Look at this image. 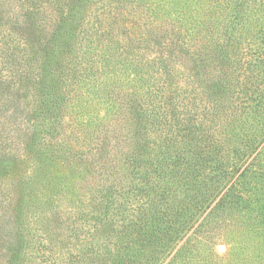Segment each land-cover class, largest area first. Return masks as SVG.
<instances>
[{"label":"rangeland","instance_id":"rangeland-1","mask_svg":"<svg viewBox=\"0 0 264 264\" xmlns=\"http://www.w3.org/2000/svg\"><path fill=\"white\" fill-rule=\"evenodd\" d=\"M67 1L72 0H0V216H5L0 229L8 230L0 233V246L15 242L10 230L17 217L24 248L19 261H10L11 253H7L0 256V264H123L129 253L119 219L131 211L110 203L109 195L102 196V182L120 177L124 170L120 165L135 164V158L147 164L154 158L151 149L169 138L178 140L177 125L184 131L194 125L205 128L224 143L208 145L224 149L227 156L238 146L264 148V98L257 106L258 98L264 97L262 13L254 12L257 15L227 34L226 0H168L160 14L184 12L199 18L179 41L184 51L190 50L191 59L185 56L177 61L176 55L174 62L151 64L162 55L156 37L160 25L148 20L152 19L148 11L152 0H93L97 6L91 8L106 3L107 11L102 9L105 21L113 11L110 2L120 5L122 40L116 52L111 49L114 45L105 52L106 36L88 38V50L103 48L100 64L91 67L81 57L77 34L75 38L74 33L62 36L56 47L29 39L34 35L27 30L39 33L44 42L46 35L40 27H52L55 12L67 14ZM29 8L37 15V25L31 28L26 19ZM198 13L206 14L200 18ZM210 14L213 20L205 21ZM62 66L59 86H66V105L55 117L37 116L39 106L34 101L38 102L37 85L42 83L39 72ZM134 93L147 105L154 98L151 106L162 107L148 127V140L142 137L140 144L131 143L137 135H126L128 126L136 122H131L127 109L135 102ZM18 99L24 106L17 104ZM25 100L31 101L30 108L35 105L31 122L25 119L24 114L31 111L25 112ZM212 100L214 105H209ZM115 104L123 109L116 111ZM117 116L122 118L116 121ZM44 128L52 132L45 136ZM249 137L252 140L247 144ZM61 141L62 150L57 144ZM41 144L50 146L41 154L42 160L36 150ZM135 145L142 154L132 153ZM6 150L10 155L4 154ZM257 163L264 165V152ZM247 164L227 174L229 180L224 178L219 186H231ZM15 178H19L18 186ZM262 179L245 183L246 200L253 193L252 186L264 193ZM204 181L213 186L211 180H198ZM218 199L207 208L200 203L187 208L196 222L171 250L155 256V264H264L262 201L254 197L252 205L245 202L233 211L211 213ZM17 208L20 213H15ZM137 253L128 257H141Z\"/></svg>","mask_w":264,"mask_h":264},{"label":"trees","instance_id":"trees-1","mask_svg":"<svg viewBox=\"0 0 264 264\" xmlns=\"http://www.w3.org/2000/svg\"><path fill=\"white\" fill-rule=\"evenodd\" d=\"M167 1L161 0L160 2H155L152 0L151 3L154 6L150 5L148 8L152 16V19L148 20L151 23H158L160 25L158 27L160 28V32L156 34V37H158V43L161 46L162 52L161 56H157L150 61L151 64H154L157 60L164 62V64L174 62L176 61L174 59L176 55L178 56L177 61L185 60V56L188 60L191 59L190 50L184 51L183 48L185 46L179 41L181 40L182 33L186 29L189 30L192 27V22L199 18L195 17L192 19V15L184 14V12L160 14V8L163 7V4L168 6ZM201 1L199 0V2ZM226 2L227 6H229V10L227 8L226 15L224 16V20L226 21L224 28L227 34L232 33L237 25H243L245 21L257 15L254 12L264 15V0H226ZM253 2L258 5L256 6ZM67 3V14L55 12V23L52 27L48 28L49 26L46 24L40 27L43 34L46 35L44 42H41L42 36L39 33L35 35L27 30L28 33L34 35V37H29V39L32 41L37 40L41 46L48 47L50 44L56 47L58 46L57 40L62 36H73L72 33H74L75 38L77 34L80 40L78 47L81 57L82 59H86L87 64H91V67L100 62L101 51L103 50L100 47L88 50V38L92 35L106 36L108 38L109 44L106 45L105 52L109 51L107 46L114 45V49L112 47L111 49L115 52L119 49V44L122 40V32L118 26V16L121 14L120 5L110 2L113 11L108 15V21H105L102 9L107 11L106 3H103L98 8H91L92 4L94 7L97 6L93 0H72L67 1ZM205 14L200 15L198 13V16L200 15V18H203ZM211 15H207L205 21L209 19L211 22L213 20ZM36 16V13L29 8L26 18L29 28L33 27L34 24L37 25L35 22ZM166 25L168 26L164 28ZM259 26L264 30L263 23H259ZM163 30L167 34L162 32ZM167 50H169V54L165 52ZM177 50L178 53H176ZM196 54L198 53H195V59L197 58ZM260 59L262 58L260 57ZM62 71L63 66L59 68H44V70L39 72L38 82L42 83L41 85H37L39 90V95L37 94L39 97L38 102L34 101V104H38L39 106V109L36 111L37 116L55 117L66 105L68 98L66 86L64 88L59 86V78ZM133 96H135V102L130 103L127 109L129 110L128 117L131 119V122L133 120L136 122L135 126H128L126 135L130 132L131 135H137L138 137L133 142L129 141L132 144H140L143 141L142 137L146 136L145 138L148 140V131L151 130L149 128L152 126L154 120H157L158 111L162 107L158 104L151 106L156 101L154 98L147 105L140 98L139 100L136 99V93ZM262 98L264 97L258 98L257 106L262 104ZM20 101L21 99H18L17 104ZM214 101L212 100L209 105L213 104ZM19 105L24 106V103L22 102ZM123 105L125 106V103ZM123 105L119 108L115 104V110L120 111L123 109ZM30 106L31 101L27 102L24 107L25 112L31 110L27 114H24L27 122L33 120L32 111H34V106L31 108ZM114 118H116V121H119L122 116ZM143 119H146V121L144 122ZM194 126L195 128H191V131H184L181 125H177L176 128L179 131H176L175 137L178 140L173 141L169 138L156 150L154 148L151 149L150 155H153L154 158H147V164L136 161V158L135 160L132 158L135 164L120 165L124 168L121 171L123 173L120 177L116 175L112 177L111 182L107 183V180L102 182L101 189L104 190L102 196L105 194L109 195L108 199L110 203H118L123 206L120 209L131 211L129 215H124L122 219H119L121 221V236L124 238V241L127 240L126 252L129 254L138 252L137 254L139 255L136 256L141 257L133 259L128 257L129 254H126V258L123 257V264H155L154 260L157 259L155 256H158L162 252L165 254L171 250L175 243L196 222V218H193V211L189 212L187 210V208L191 207V204L198 206V203H200L201 206L203 205L202 208H207L219 197L211 213L220 210L229 212L233 211L236 207H240V205H244L245 202H249L252 205V199L255 197V199L262 201V213H264V193L261 192L262 188L259 189V186L256 185L252 186L254 190L249 198L247 197L248 200L245 199L242 192L245 183H257L260 178L264 180V165L257 163L258 158L264 152V148L258 151L257 146H253L252 144L249 146H238L231 153L229 152L230 156H227L224 149L208 145L224 144L222 141H218L217 137L210 134L205 128ZM44 131L45 136H47L46 133L52 132L49 128H44ZM251 140L252 138L249 137L247 144ZM43 143H45V140ZM51 144H54V142ZM57 144H60V149L62 150L64 147L62 141ZM41 145L36 150L40 151V159L42 160L41 154L44 150L49 149L50 146ZM133 150L132 153L135 155L138 153L142 154L137 147ZM254 153L255 156L249 161V157ZM4 154L10 155V152L6 150ZM246 163L248 164L236 182L227 189H225V185L219 186L222 184L224 178L227 181L229 180L230 176H227V174H231V171H238ZM199 179L211 180L213 186H208L209 182L205 181L202 184L198 182ZM18 180L19 178H15V186L19 185L20 182ZM118 193L120 196H118ZM17 197L20 199L18 195ZM18 212L20 213L19 208L15 210V213ZM190 213H192V216H190ZM4 217V215L0 216L1 221L4 220ZM16 219L15 227L13 225L10 230L12 236L16 238L15 242L12 241L9 244H5L3 246L6 247L5 249L0 246V256L11 253L10 261H19L23 255V251H21L22 246H20L22 241L19 239V236L22 237V225H19L20 221L17 217ZM3 231L8 232L5 227L0 229V233ZM113 261H116V258H113Z\"/></svg>","mask_w":264,"mask_h":264}]
</instances>
